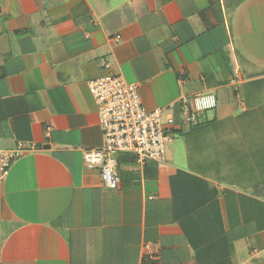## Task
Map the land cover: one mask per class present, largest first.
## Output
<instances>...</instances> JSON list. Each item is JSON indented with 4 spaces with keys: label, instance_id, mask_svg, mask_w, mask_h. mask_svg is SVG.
<instances>
[{
    "label": "crops",
    "instance_id": "obj_1",
    "mask_svg": "<svg viewBox=\"0 0 264 264\" xmlns=\"http://www.w3.org/2000/svg\"><path fill=\"white\" fill-rule=\"evenodd\" d=\"M109 76L178 127L164 163L117 152L114 189L83 157ZM19 143L0 264H264V0H0V150Z\"/></svg>",
    "mask_w": 264,
    "mask_h": 264
},
{
    "label": "built area",
    "instance_id": "obj_2",
    "mask_svg": "<svg viewBox=\"0 0 264 264\" xmlns=\"http://www.w3.org/2000/svg\"><path fill=\"white\" fill-rule=\"evenodd\" d=\"M95 101L98 123L104 137L101 148L84 151L88 168L99 167L104 187L114 189L120 182L116 172L117 152L135 153L140 165L146 160L164 163L175 130V117L162 109L147 112L141 102L137 84H129L120 76L98 78L88 83ZM180 125L196 122L197 114L216 108L213 94L182 95ZM25 144L15 149L0 150V180L8 175L12 162L21 156ZM33 148V144L30 145Z\"/></svg>",
    "mask_w": 264,
    "mask_h": 264
}]
</instances>
